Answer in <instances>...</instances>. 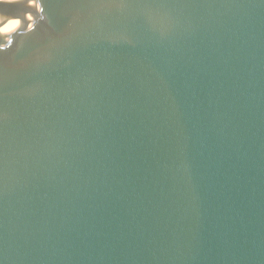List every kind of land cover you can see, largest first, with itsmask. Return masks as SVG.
<instances>
[{"label": "water", "instance_id": "1", "mask_svg": "<svg viewBox=\"0 0 264 264\" xmlns=\"http://www.w3.org/2000/svg\"><path fill=\"white\" fill-rule=\"evenodd\" d=\"M0 264H264V0L0 1Z\"/></svg>", "mask_w": 264, "mask_h": 264}, {"label": "bare ground", "instance_id": "2", "mask_svg": "<svg viewBox=\"0 0 264 264\" xmlns=\"http://www.w3.org/2000/svg\"><path fill=\"white\" fill-rule=\"evenodd\" d=\"M0 1H3V0H0Z\"/></svg>", "mask_w": 264, "mask_h": 264}]
</instances>
